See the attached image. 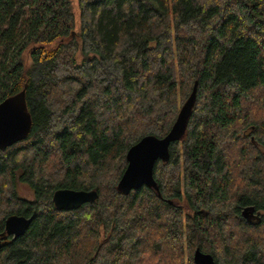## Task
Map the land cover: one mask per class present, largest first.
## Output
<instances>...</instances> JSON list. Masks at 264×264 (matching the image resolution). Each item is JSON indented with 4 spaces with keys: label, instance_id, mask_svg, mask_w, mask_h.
<instances>
[{
    "label": "trees",
    "instance_id": "16d2710c",
    "mask_svg": "<svg viewBox=\"0 0 264 264\" xmlns=\"http://www.w3.org/2000/svg\"><path fill=\"white\" fill-rule=\"evenodd\" d=\"M196 83L157 189L119 191L129 149L164 138ZM24 89L31 131L0 149V238L9 216L33 220L0 264H195L197 248L264 264V0H0V103ZM60 189L98 199L61 211Z\"/></svg>",
    "mask_w": 264,
    "mask_h": 264
},
{
    "label": "water",
    "instance_id": "95a60500",
    "mask_svg": "<svg viewBox=\"0 0 264 264\" xmlns=\"http://www.w3.org/2000/svg\"><path fill=\"white\" fill-rule=\"evenodd\" d=\"M197 83L187 102L182 107L178 118L170 132L164 138L153 135L143 137L132 146L127 153L128 166L118 184L119 191L130 194L142 187L157 189L154 168L158 161L167 162L170 159V147L179 143L185 136L187 124L195 104ZM32 128V116L26 100V90L8 97L0 103V149H7L24 141ZM98 192L95 190L60 189L53 195V203L58 210L70 211L84 204L95 202ZM251 212V213H250ZM246 208L243 215L246 219L253 214ZM33 218L11 215L5 222V235L0 238L7 240L9 236L18 238L29 229ZM195 264H216L214 257L197 248L193 255Z\"/></svg>",
    "mask_w": 264,
    "mask_h": 264
},
{
    "label": "rangeland",
    "instance_id": "374dc122",
    "mask_svg": "<svg viewBox=\"0 0 264 264\" xmlns=\"http://www.w3.org/2000/svg\"><path fill=\"white\" fill-rule=\"evenodd\" d=\"M18 193L20 196L24 197V198H32L33 196V193H32V190L31 188L28 186V184H25V183H19L18 185ZM249 219L251 221H257L259 220V216L256 215V214H252Z\"/></svg>",
    "mask_w": 264,
    "mask_h": 264
}]
</instances>
